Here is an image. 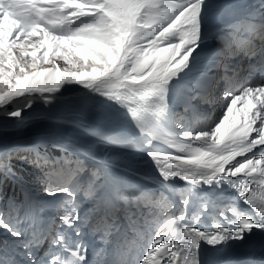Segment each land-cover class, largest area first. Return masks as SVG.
<instances>
[{"label":"snow or ice","instance_id":"6c2138e0","mask_svg":"<svg viewBox=\"0 0 264 264\" xmlns=\"http://www.w3.org/2000/svg\"><path fill=\"white\" fill-rule=\"evenodd\" d=\"M67 85L128 120L73 123L138 144L158 187L118 180L76 139L32 143L31 180L0 151V264H264V0H0V115L22 123ZM234 242L249 251L228 255Z\"/></svg>","mask_w":264,"mask_h":264},{"label":"rangeland","instance_id":"374dc122","mask_svg":"<svg viewBox=\"0 0 264 264\" xmlns=\"http://www.w3.org/2000/svg\"><path fill=\"white\" fill-rule=\"evenodd\" d=\"M63 92L64 95L59 102L51 106L46 107L36 103L32 108L24 109L22 123L18 122L17 118L0 115V151L10 152L13 158L22 162L21 157H24L25 153H31L29 146L39 139L52 137L76 139L86 147L95 149L93 151L103 161L105 158L118 180L126 183L131 180L139 185L137 181L145 178L151 184L158 186L155 184V179L158 177L154 174L155 164L152 160L150 164H142L139 161L146 155L138 144L130 148L96 144L91 138L84 137L73 123L97 124L116 132H128L131 130V124L124 116L115 114L107 106L104 98L89 99L87 90L82 86L67 85ZM219 107H214L212 115H218ZM154 147L164 151H174L163 141H155ZM106 151L108 152L105 153Z\"/></svg>","mask_w":264,"mask_h":264},{"label":"trees","instance_id":"16d2710c","mask_svg":"<svg viewBox=\"0 0 264 264\" xmlns=\"http://www.w3.org/2000/svg\"><path fill=\"white\" fill-rule=\"evenodd\" d=\"M48 152H49V154H52V155L58 154L57 150L54 148H49ZM24 157H28V159L30 160L32 157V154L31 153H28V154L25 153ZM13 164L17 168V170L24 176V178L26 180L32 179L36 170L34 168H31L26 161L23 160L22 162H19V161H17V159L13 158Z\"/></svg>","mask_w":264,"mask_h":264},{"label":"bare ground","instance_id":"6f19581e","mask_svg":"<svg viewBox=\"0 0 264 264\" xmlns=\"http://www.w3.org/2000/svg\"><path fill=\"white\" fill-rule=\"evenodd\" d=\"M247 0H242L243 3H245ZM218 23V21H212L211 24L209 25V28H212L215 26V24ZM92 150H95V149H92ZM103 151V150H102ZM104 152V151H103ZM108 151H106L105 153H107ZM105 159V158H104ZM162 163H163V157L160 158ZM106 161V160H105ZM139 161L142 163V164H150V161L151 159L149 157H146V156H143L139 159ZM154 169V174H156L158 176V170H157V167L156 165L153 167ZM253 187H255V185H253ZM259 234V233H258ZM256 235V236H259V235H262V234H259V235ZM253 238V237H252Z\"/></svg>","mask_w":264,"mask_h":264}]
</instances>
